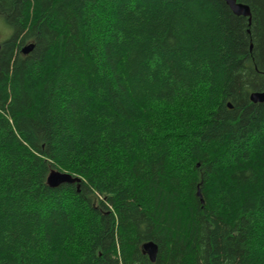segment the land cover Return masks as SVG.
I'll return each instance as SVG.
<instances>
[{
  "label": "trees",
  "instance_id": "trees-1",
  "mask_svg": "<svg viewBox=\"0 0 264 264\" xmlns=\"http://www.w3.org/2000/svg\"><path fill=\"white\" fill-rule=\"evenodd\" d=\"M236 1L0 0V264H264V0Z\"/></svg>",
  "mask_w": 264,
  "mask_h": 264
},
{
  "label": "water",
  "instance_id": "water-1",
  "mask_svg": "<svg viewBox=\"0 0 264 264\" xmlns=\"http://www.w3.org/2000/svg\"><path fill=\"white\" fill-rule=\"evenodd\" d=\"M231 11L236 15L247 16L250 20V11L249 7L242 2H238L236 0H223ZM1 46V43H0ZM32 44H28L22 48L23 53H27L31 48ZM249 98L252 102H264V90L261 91H252L249 94ZM79 178L77 176H73L72 174L60 171V170H51L48 175L46 182L50 187H57L62 183H74L78 182ZM143 252L146 253L151 261H154L157 254V245L153 241L144 242Z\"/></svg>",
  "mask_w": 264,
  "mask_h": 264
},
{
  "label": "rangeland",
  "instance_id": "rangeland-1",
  "mask_svg": "<svg viewBox=\"0 0 264 264\" xmlns=\"http://www.w3.org/2000/svg\"><path fill=\"white\" fill-rule=\"evenodd\" d=\"M10 35V30L9 28L3 23V21L0 18V40L5 39ZM199 105V104H198ZM198 105L195 106H190L189 108L193 110L194 112L197 113L198 116L202 115V112L199 108ZM169 115H173L174 111L176 113L180 112L182 114H185L187 111V105L186 104H177L174 106H171ZM159 112V109H158ZM174 118V115L172 116ZM178 132V131H174ZM172 140H171V146H172V161L175 164L181 165L186 167V168H191L192 167V162H188V151L185 148V141H186V136H181L180 134H172ZM178 153V154H177ZM179 155V160H174L175 156ZM177 161V163H176Z\"/></svg>",
  "mask_w": 264,
  "mask_h": 264
},
{
  "label": "bare ground",
  "instance_id": "bare-ground-1",
  "mask_svg": "<svg viewBox=\"0 0 264 264\" xmlns=\"http://www.w3.org/2000/svg\"><path fill=\"white\" fill-rule=\"evenodd\" d=\"M148 241H152V240H148ZM145 242H147V241H145ZM154 242V241H153ZM144 243V242H143ZM143 243H142V245H143ZM155 243V242H154ZM156 244V243H155ZM142 245H141V250H142V252H143V247H142ZM157 245V244H156ZM157 251H158V245H157ZM144 253V252H143ZM144 254H146V253H144ZM147 255V254H146ZM148 256V255H147ZM149 258V257H148ZM150 260V259H149ZM151 261V260H150Z\"/></svg>",
  "mask_w": 264,
  "mask_h": 264
}]
</instances>
